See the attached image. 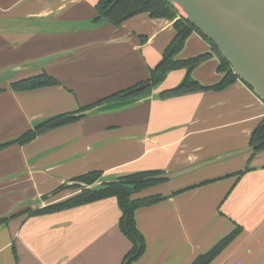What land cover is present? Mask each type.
I'll return each mask as SVG.
<instances>
[{"label": "crops", "instance_id": "obj_1", "mask_svg": "<svg viewBox=\"0 0 264 264\" xmlns=\"http://www.w3.org/2000/svg\"><path fill=\"white\" fill-rule=\"evenodd\" d=\"M98 0H0V264H123L133 248L116 197L51 213L37 210L79 194L69 186L100 173L99 187L125 175L182 173L134 198L161 196L134 213L145 240L131 264H192L238 226L210 264H264V152L248 150L264 101L237 79L222 90L161 97L188 74L171 71L128 100L99 101L150 77L176 35L175 20L138 14L116 27L96 20ZM212 52L198 32L180 58ZM218 56L191 71L218 82ZM59 84L16 91L42 73ZM94 113L21 145L37 123ZM7 219V221H4Z\"/></svg>", "mask_w": 264, "mask_h": 264}, {"label": "trees", "instance_id": "obj_2", "mask_svg": "<svg viewBox=\"0 0 264 264\" xmlns=\"http://www.w3.org/2000/svg\"><path fill=\"white\" fill-rule=\"evenodd\" d=\"M96 9L98 12L96 20L104 19L116 27L121 26L128 19L138 14L149 13L152 18H167L175 20L174 27L176 29L175 37L164 51L161 61L150 70V77L147 80L140 81L131 87L117 91L99 101L98 104L138 97L158 86L171 71L182 68L188 70L187 76L175 88L161 92V97L178 96L206 90H222L239 79L235 75L230 63L223 57L218 48L194 25L187 22L184 18H178V13L171 7L167 0H98ZM193 32H198L211 44L212 52L202 53L189 58H180L179 54ZM213 53L219 58L217 71L221 74V77L216 83L203 84L192 77L191 71L202 62L209 59ZM58 84L59 81L55 77L44 72L36 76L18 80L12 83V88L16 91H25L47 86H55ZM77 119H79V117H76L72 113L51 117L37 123L31 130L21 135L12 143H18L21 145L27 144L34 140L38 135L65 126ZM6 145H8V143L0 145V148ZM250 146L253 147L254 154L264 152V121L253 131L250 139ZM160 174H164L163 171H143L125 175L117 179L115 182L104 183L99 187L82 188V191L79 194L64 201L37 210L29 209L27 212L30 215L51 213L108 197H116L122 210L120 222L121 229L133 243V248L130 253L126 255L123 264H131V262L138 259L145 250V240L136 227L134 213L137 208L151 205L162 199L159 195L145 198H134V195L152 185L166 181L150 179V177ZM100 176L101 174L97 172L90 173L78 178V181L90 186L97 182ZM4 221H7V219H4ZM240 230L241 229L238 226L230 235L222 239L210 251L199 255L192 264H210L239 234Z\"/></svg>", "mask_w": 264, "mask_h": 264}, {"label": "water", "instance_id": "obj_3", "mask_svg": "<svg viewBox=\"0 0 264 264\" xmlns=\"http://www.w3.org/2000/svg\"><path fill=\"white\" fill-rule=\"evenodd\" d=\"M167 2L178 13V18H184L194 25L218 48L235 75L264 101V0ZM95 110H85L75 116H88ZM248 150H253V147ZM181 174L164 173L150 179L169 180ZM69 186L94 188L80 181L71 182Z\"/></svg>", "mask_w": 264, "mask_h": 264}]
</instances>
